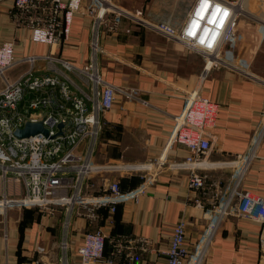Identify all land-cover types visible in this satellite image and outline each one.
Here are the masks:
<instances>
[{
	"label": "built area",
	"instance_id": "built-area-1",
	"mask_svg": "<svg viewBox=\"0 0 264 264\" xmlns=\"http://www.w3.org/2000/svg\"><path fill=\"white\" fill-rule=\"evenodd\" d=\"M6 1L10 2L14 26L21 32L27 30L32 43L44 44L49 49L68 41L74 15H82L89 24V53L81 63L74 64L52 52L17 56L16 38L0 44V178L6 188L0 195V213L5 218L9 209L19 206L35 207L41 216H50L57 208L61 209L58 254L49 264H113L121 249L130 250L135 242L142 248L145 245L132 239L124 240L123 244L122 238L113 237L97 226L84 232L79 246L72 250L75 217L83 216L91 223L96 222L97 210L104 207L112 224L117 203L145 195L147 184L153 178L140 177L144 184L123 191L122 177L141 174L151 165L95 162L103 115L113 107L115 97L119 95L146 104L132 89L107 82L99 66L104 54L103 37L116 33L123 20L172 40L204 61L198 84L181 96L184 105L173 118L174 126L166 148L180 144L187 149L184 161L169 167L189 171L188 188L195 195L193 206L203 211L209 223L194 246V253L186 247L184 219L175 223L167 246L160 252L166 264H199L216 226L229 215L259 226V246L264 254V196L240 187L242 176L264 138V109L250 139V152L231 164H236L237 168L230 185L221 191L219 183L208 185L197 172L205 167L204 161L217 141L209 129L214 125L218 105L200 95L201 80L216 66L248 77L249 62L239 61L244 60L242 56L249 49L239 45L244 40V26L249 25L244 46L249 43L256 49L264 36V20L244 9L245 0H193L179 30L165 23H151L145 19L142 9L122 8L114 4L115 0H90L85 9V0H0V4ZM250 26H254V32ZM256 37L258 40L254 42ZM236 53L238 55H234ZM38 64L42 67H37ZM28 121H41L47 136L16 137L14 131L23 128ZM60 123L62 127L58 129ZM95 176L99 181L90 184ZM11 182L23 186L21 196L14 189L11 194L7 191ZM206 195L212 198L209 205L202 200ZM107 245L111 250L108 255ZM37 250L44 254L42 248ZM74 253L77 260L73 258ZM131 259L127 258V262ZM27 264L45 263L32 259Z\"/></svg>",
	"mask_w": 264,
	"mask_h": 264
},
{
	"label": "crops",
	"instance_id": "crops-1",
	"mask_svg": "<svg viewBox=\"0 0 264 264\" xmlns=\"http://www.w3.org/2000/svg\"><path fill=\"white\" fill-rule=\"evenodd\" d=\"M161 1L147 0V6L150 8L152 4L155 10L166 15L175 11L174 7L168 13L163 11ZM192 1L182 0L177 8L175 30L182 26ZM246 2L245 8L249 11L253 8L264 20V0ZM89 3L90 0H85L83 8ZM69 33L68 41L58 48L49 49L44 44L32 43L27 30L21 32L14 26L10 2L0 4V44L18 39L15 46L17 56H40L52 52L74 64L84 62L89 53L90 32L82 15H74ZM259 44L256 49L245 44L244 47L249 49L242 56L244 60H239L249 62L248 77L216 66L201 80L199 87L200 95L216 103L218 111L214 125L209 129L210 134L217 137L215 148L204 161L205 167L197 172L203 175L206 184L219 183L221 191L232 182L237 168L236 164L231 165L232 162L250 152V139L264 109V65L260 66L259 62V58L264 60V36ZM239 45L242 47V43ZM101 46L104 54L99 66L103 78L118 87L132 89L146 104L119 95L115 97L113 107L103 115L95 162L151 165L141 174L122 177L123 191L144 184L140 177L153 178L147 184L145 195L117 203L112 224L104 207L97 210L96 222L91 223L83 216L75 217L72 250L79 246L84 232L100 226L107 234L122 238L121 243L128 239L145 243L143 248L135 242L130 250L121 249L113 264H166L160 252L167 246L175 223L184 219L186 247L191 253L209 223L202 215L203 211L193 206L195 195L188 188L189 171L169 167L183 162L188 156L187 149L180 144L166 148L174 126L173 118L179 115L184 105L181 96L198 84L204 61L172 40L127 22H123L116 33L104 36ZM258 146L242 176L240 187L264 196V138ZM238 163L242 164L240 160ZM96 180L99 181L93 177L90 184H95ZM8 187L10 194L13 189L17 195L23 193L20 183L11 182ZM5 189L0 178V195ZM209 195L202 197L206 205L212 201ZM9 211L0 226V264H27L32 259L53 263L58 254L56 243L60 238L61 209L57 208L50 216L29 210L27 220L23 218L24 212ZM260 233L256 223L226 216L216 226L199 264H264V254L259 246ZM38 248H42L44 254L38 252ZM105 251L107 255L110 253L109 245ZM129 257H132L130 263L127 262ZM73 258L77 260L75 253Z\"/></svg>",
	"mask_w": 264,
	"mask_h": 264
},
{
	"label": "rangeland",
	"instance_id": "rangeland-1",
	"mask_svg": "<svg viewBox=\"0 0 264 264\" xmlns=\"http://www.w3.org/2000/svg\"><path fill=\"white\" fill-rule=\"evenodd\" d=\"M162 4L160 5L161 9L165 12H169L170 11V8L171 7H174L175 8V11L173 12H169L170 14L169 15H166L165 13H162L161 10H155L151 4L150 8H148V4H147V0H124V2H120L118 0H115L114 1V4L118 5V6H123L122 8H125V9H128V10H143V14H144V17L145 19L149 20L151 23H165L167 25H169L170 27L174 28L173 24H175V22L177 21L176 19H178V16H176V11H178V7L180 6V4L182 3V0H163L161 1ZM246 0L243 4V7L246 11H248L249 13H251L254 17L258 18V14L253 10V8H250L251 11H249V9L247 10L245 7H246ZM188 7L185 8L184 10V13L186 14V11H187ZM169 10V11H168ZM253 11V12H252ZM176 12V13H175ZM255 12V13H254ZM185 16V15H184ZM181 17H182V14H181ZM260 18V17H259ZM181 20V19H180ZM123 22H127V23H130L128 20H123ZM243 26H241L242 28ZM249 25H246L244 26L245 30L243 32L244 34V40L242 42V45L244 47V43L245 41L247 40L245 38V35L247 34L248 32V28ZM254 26H250V29L254 32V29L252 28ZM262 30H264V28L262 27ZM248 38L250 39L251 36H250V32H249V36ZM254 42H257V37L254 38ZM253 41V40H252ZM245 50V49H244ZM242 50V51H244ZM234 55H238L237 53L234 54ZM197 57L198 60H201L200 57H198L197 55H195ZM247 56V55H246ZM245 56V57H246ZM259 62L261 63V65H264V60H260L259 58ZM264 68V67H262ZM253 72V71H252ZM106 175H104L105 177ZM10 211L13 210V211H20V212H26V211H29V210H32V212H38V209L35 208V207H29V208H25V207H19V206H16V207H12V209H9ZM9 211V212H10ZM39 213V212H38ZM2 215H0V226L2 227L3 225V219H2Z\"/></svg>",
	"mask_w": 264,
	"mask_h": 264
},
{
	"label": "water",
	"instance_id": "water-1",
	"mask_svg": "<svg viewBox=\"0 0 264 264\" xmlns=\"http://www.w3.org/2000/svg\"><path fill=\"white\" fill-rule=\"evenodd\" d=\"M58 129L62 127V124L60 123L58 126ZM35 134H41L47 136V129L42 125V122H26V124L21 129H16L14 131V135L18 138H27L28 136L35 135ZM58 135H61V131L58 132Z\"/></svg>",
	"mask_w": 264,
	"mask_h": 264
},
{
	"label": "trees",
	"instance_id": "trees-1",
	"mask_svg": "<svg viewBox=\"0 0 264 264\" xmlns=\"http://www.w3.org/2000/svg\"><path fill=\"white\" fill-rule=\"evenodd\" d=\"M29 211H24V216H23V218L25 219V220H27V217H26V214L28 213Z\"/></svg>",
	"mask_w": 264,
	"mask_h": 264
},
{
	"label": "snow or ice",
	"instance_id": "snow-or-ice-1",
	"mask_svg": "<svg viewBox=\"0 0 264 264\" xmlns=\"http://www.w3.org/2000/svg\"><path fill=\"white\" fill-rule=\"evenodd\" d=\"M206 2H207V0H206Z\"/></svg>",
	"mask_w": 264,
	"mask_h": 264
}]
</instances>
